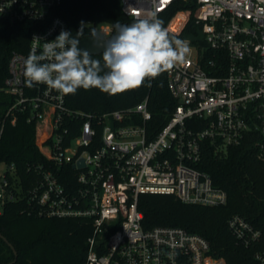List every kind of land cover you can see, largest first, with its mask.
Listing matches in <instances>:
<instances>
[{
	"label": "built area",
	"instance_id": "built-area-1",
	"mask_svg": "<svg viewBox=\"0 0 264 264\" xmlns=\"http://www.w3.org/2000/svg\"><path fill=\"white\" fill-rule=\"evenodd\" d=\"M181 2L195 9L197 32L179 38L191 51L167 71L178 105L157 128L149 124L147 99L127 110L92 115L69 109L66 95L45 84L26 86L24 62L32 47L69 31L68 22L50 16L61 0H0V17L37 24L28 50L12 54L0 87L6 96L0 143L6 127L27 114L48 159V165L35 167L36 178L25 181L7 163L0 177V214L13 201L29 214L92 219L86 264H227L200 233L176 225L145 228L139 198L161 193L187 203L225 205L227 191L199 167L206 142L222 156L250 138L264 159V0H121V8L136 19L152 12L159 18ZM179 13L177 28L169 29ZM189 17L188 10H178L166 29L180 35ZM92 24L105 37L114 34L109 22ZM68 166L74 171L69 186L61 180L71 175ZM228 227L242 244L256 246L255 259L264 264V245L258 246L263 230L241 214H233Z\"/></svg>",
	"mask_w": 264,
	"mask_h": 264
},
{
	"label": "trees",
	"instance_id": "trees-1",
	"mask_svg": "<svg viewBox=\"0 0 264 264\" xmlns=\"http://www.w3.org/2000/svg\"><path fill=\"white\" fill-rule=\"evenodd\" d=\"M178 10H188L189 20L180 38L197 32L195 9L185 3L174 5L160 14L163 27H167ZM59 15L68 22L69 32L75 37L83 25L80 40L91 36L92 23L109 22L130 24L136 18L127 16L121 8V0H61L52 9L50 16ZM179 13L168 28L175 30L182 18ZM37 27L33 21H11L0 17V87L8 76L9 60L15 51H27L30 35ZM79 47V45H78ZM101 54L93 55L100 59ZM145 85L123 93L109 94L92 88H80L75 94L66 95V105L73 111L100 115L107 111L127 110L143 100L153 118L150 126L160 128L171 117L178 105L168 87L167 71ZM4 101L0 100V114L4 112ZM27 114L20 115L16 125L6 127L0 143V161L14 164L19 175L36 178L35 167L48 165V159L37 143L34 122L27 120ZM199 167L207 171L214 183L228 193V202L220 206H206L182 201L172 194L143 193L139 198V209L144 213L143 225L152 228L157 225L182 226L191 232L205 236L211 243V252L226 259L227 264H261L255 259L256 246H245L238 241L228 227L233 214H241L263 230L258 246L264 245V159L258 156L254 140L246 138L240 145L231 146L226 155H217L209 142L205 143ZM30 168V169H29ZM61 177L65 185H74V171ZM23 204L7 202L0 214V232L13 244L11 246L0 236V264H86L88 238L94 225L84 217H44L23 211Z\"/></svg>",
	"mask_w": 264,
	"mask_h": 264
},
{
	"label": "clouds",
	"instance_id": "clouds-1",
	"mask_svg": "<svg viewBox=\"0 0 264 264\" xmlns=\"http://www.w3.org/2000/svg\"><path fill=\"white\" fill-rule=\"evenodd\" d=\"M82 35L83 25L75 37L62 30L55 40L34 45L24 62L26 86L45 84L64 95L96 88L114 95L138 89L146 80L150 87L152 79L183 63L191 51L189 42L170 35L155 12L130 24L117 22L108 37L92 29L95 46L103 48L100 59L78 47Z\"/></svg>",
	"mask_w": 264,
	"mask_h": 264
},
{
	"label": "water",
	"instance_id": "water-1",
	"mask_svg": "<svg viewBox=\"0 0 264 264\" xmlns=\"http://www.w3.org/2000/svg\"><path fill=\"white\" fill-rule=\"evenodd\" d=\"M79 48L82 49V50L89 51L92 55L101 54L103 52V48L102 47H96L95 46V42H94V40H93V38L91 36L80 40ZM84 165H85L84 159H81V161L79 162V166L82 167ZM0 236L11 246V248L13 249V251H14L16 257H17V250L15 249L13 244H11L8 241V239L1 232H0ZM3 264H6V263H3Z\"/></svg>",
	"mask_w": 264,
	"mask_h": 264
},
{
	"label": "rangeland",
	"instance_id": "rangeland-1",
	"mask_svg": "<svg viewBox=\"0 0 264 264\" xmlns=\"http://www.w3.org/2000/svg\"><path fill=\"white\" fill-rule=\"evenodd\" d=\"M5 99H6L5 95H0V100L1 101L5 100ZM46 117H48V116H46ZM39 140H40V138H39V136H37V141H39ZM7 167H8L7 162L0 161V177H1L2 174H4V172L6 171ZM0 209H2V205H0Z\"/></svg>",
	"mask_w": 264,
	"mask_h": 264
}]
</instances>
